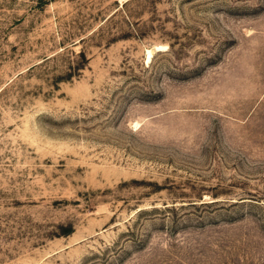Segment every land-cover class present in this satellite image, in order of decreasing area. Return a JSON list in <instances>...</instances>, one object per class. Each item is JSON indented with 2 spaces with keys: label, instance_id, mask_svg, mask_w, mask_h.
<instances>
[{
  "label": "rangeland",
  "instance_id": "374dc122",
  "mask_svg": "<svg viewBox=\"0 0 264 264\" xmlns=\"http://www.w3.org/2000/svg\"><path fill=\"white\" fill-rule=\"evenodd\" d=\"M0 264H264V0H0Z\"/></svg>",
  "mask_w": 264,
  "mask_h": 264
},
{
  "label": "bare ground",
  "instance_id": "6f19581e",
  "mask_svg": "<svg viewBox=\"0 0 264 264\" xmlns=\"http://www.w3.org/2000/svg\"><path fill=\"white\" fill-rule=\"evenodd\" d=\"M167 45H158L157 46V50H166L167 49ZM154 53V50L151 49V48H148L147 51H146V61L147 63L151 62L152 60V57H153V54Z\"/></svg>",
  "mask_w": 264,
  "mask_h": 264
}]
</instances>
